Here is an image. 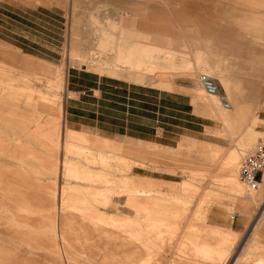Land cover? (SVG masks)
Listing matches in <instances>:
<instances>
[{
	"label": "rangeland",
	"instance_id": "obj_1",
	"mask_svg": "<svg viewBox=\"0 0 264 264\" xmlns=\"http://www.w3.org/2000/svg\"><path fill=\"white\" fill-rule=\"evenodd\" d=\"M181 1L0 0V264H264V187L224 178L264 143V44ZM234 2L259 36L264 0Z\"/></svg>",
	"mask_w": 264,
	"mask_h": 264
},
{
	"label": "crops",
	"instance_id": "obj_2",
	"mask_svg": "<svg viewBox=\"0 0 264 264\" xmlns=\"http://www.w3.org/2000/svg\"><path fill=\"white\" fill-rule=\"evenodd\" d=\"M191 3V5H193V6H203V5H213V6H223L227 11H225V13L226 14H222L221 16H220V20L221 21H229L230 19H231V21H234V22H237L238 23V25H239V27L241 28V31H244V33H246V34H249V36L251 37V40L252 41H254L255 42V44L254 45H259V44H264V29L263 28H259L260 29V35L259 36H256L255 37V35L254 34H252L253 32H254V30L252 29V26H249L250 25V23H252V15H248V16H245V15H241L239 18L237 17V15H235L234 13H233V11L235 10V9H237V8H244V9H249V10H251V8H250V5H242V4H236L235 2H234V0H233V2H230V0H227V2L225 3V0H194V1H181L180 3H179V5L181 6V8H187V6ZM165 3V2H164ZM175 8V7H174ZM181 10V9H180ZM180 10L178 9V11H179V20L182 22V23H184V22H187V18L186 17H184L181 13H180ZM158 12H159V10H157ZM156 10H155V12H157ZM252 11V10H251ZM156 16V15H155ZM244 16V17H243ZM157 17L160 19V20H163V22H166V17L164 16V15H162V14H160V15H157ZM246 20V21H245ZM248 23L247 25H248V28H246L245 29V27H247L246 25H244V23ZM165 24V23H164ZM166 25V24H165ZM153 29H155V28H150V27H148L146 30H145V32H146V34H145V36H147V37H150V35H154L156 38H157V41H164L165 40V36L161 33L160 35H156L155 33H154V31H153ZM225 34L226 33H224V31L222 30V29H220V31L217 33V37H215L214 39H215V43H216V47H217V49H223V41H224V39H225ZM197 36H198V34L196 33V32H192V34H190V39L192 40V41H194L193 39H197ZM239 36H240V34H239ZM167 39V38H166ZM187 39V41H188V37L186 38ZM124 41H126V39L125 40H123L122 42H124ZM142 41V40H141ZM145 41V40H144ZM144 41H143V43H144ZM122 42H120V43H122ZM229 43H230V45L233 47V50H234V52H235V49H237V50H239L240 48H238L239 47V45H244V49H243V51H244V54L246 53L247 55H249L250 54V52H252V50H255V49H253V47H254V45L251 43V42H245V41H242V40H240V39H238V38H236V37H234L233 39H229ZM120 46L118 47L119 48V50L121 51V54H122V57L124 56V54H123V52H122V50H121V48H122V46H121V44H119ZM245 45H247V47H245ZM117 48V49H118ZM195 48V47H194ZM257 48H258V46H257ZM191 49V51L193 52V46L192 47H190L189 48V50ZM258 51H260V50H258ZM263 52V51H262ZM149 53V52H148ZM251 56H249V58H250ZM132 59H134V62L133 61H131L132 62V64L131 65H133V66H136V67H140V68H142V67H144V65H145V63L143 62V60H141V61H138L137 60V62L135 61V59H138V57H133ZM140 59H142V58H140ZM251 59V58H250ZM249 60V59H248ZM261 62V61H260ZM260 62H259V64H260ZM198 68L195 66V72L196 73H198ZM253 71H256V69L255 70H253ZM261 72V71H260ZM263 72V71H262ZM214 74L215 75H217V76H219L220 78H221V74L218 72V71H215L214 72ZM264 74V73H263ZM238 84H240L241 86H242V88H243V90L244 91H246V92H253L255 89H256V87L258 86V83H257V81L252 77V76H242L241 77V79H240V82L238 83ZM232 85H225V92H226V94L228 95V97H229V99L232 101V103H233V106L232 107H230L229 108V111L233 114V116L235 117V116H237V114L240 112V111H243V109H241L237 104H235L236 103V101H235V99H234V97H233V95H232ZM264 96V95H263ZM262 99V98H261ZM76 125V124H75ZM98 132H97V134L98 135H100V136H102V137H106V138H113V137H126V138H131V139H138V138H136V137H134V136H131V135H128V134H122V132L121 133H117V132H109V131H107V130H104V131H102L101 129H96ZM261 131H264V127L262 128V130ZM124 133H126V132H124ZM263 187L264 186H261V187H259L258 188V191L260 192V191H262L263 190ZM263 194H264V191H263ZM262 194V196H261V198H262V200H264V195Z\"/></svg>",
	"mask_w": 264,
	"mask_h": 264
},
{
	"label": "built area",
	"instance_id": "obj_3",
	"mask_svg": "<svg viewBox=\"0 0 264 264\" xmlns=\"http://www.w3.org/2000/svg\"><path fill=\"white\" fill-rule=\"evenodd\" d=\"M200 82L206 95L211 96L218 93L217 86L208 77L200 76ZM237 176L249 190L255 191L264 185V143H257L249 153L242 157L238 164Z\"/></svg>",
	"mask_w": 264,
	"mask_h": 264
},
{
	"label": "bare ground",
	"instance_id": "obj_4",
	"mask_svg": "<svg viewBox=\"0 0 264 264\" xmlns=\"http://www.w3.org/2000/svg\"><path fill=\"white\" fill-rule=\"evenodd\" d=\"M200 76H204V77H208V76H206V75H200ZM209 79H211L212 81H213V83L216 85V83H215V81L211 78V77H208ZM199 81H200V77H199ZM201 83V82H200ZM217 86V85H216ZM208 96V95H207ZM218 96V93L216 94V95H211V96H208V97H217ZM222 100V99H221ZM223 107L225 108V109H229L230 108V106L228 105V104H224L223 103ZM237 155V154H236ZM237 160H238V157L237 156H232V157H228V158H226L225 160H224V163H225V166H226V169H227V171H228V175L229 176H226V177H224L225 179H226V181L227 182H229V181H233L234 179H236L235 178V176H233V175H235V173L237 174V166H236V164H237ZM238 177V176H237ZM223 179V178H222ZM239 179V178H238ZM240 181V180H239ZM263 186V185H262ZM126 224V223H125ZM203 250V249H202ZM210 251V250H209ZM212 251V250H211ZM205 255H206V252L204 253ZM208 254V253H207ZM207 256V255H206ZM106 260H107V258H106ZM112 260V259H111ZM107 262H110V261H108L107 260ZM113 262V261H112ZM105 264H107L106 262H104ZM103 263V264H104ZM111 263V262H110ZM110 263H108V264H110ZM102 264V263H101ZM111 264H113V263H111ZM115 264V263H114Z\"/></svg>",
	"mask_w": 264,
	"mask_h": 264
}]
</instances>
